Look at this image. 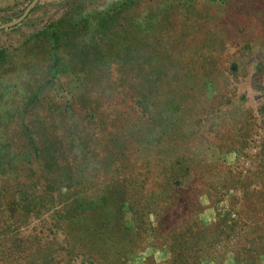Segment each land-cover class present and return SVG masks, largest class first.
<instances>
[{
  "label": "rangeland",
  "instance_id": "obj_1",
  "mask_svg": "<svg viewBox=\"0 0 264 264\" xmlns=\"http://www.w3.org/2000/svg\"><path fill=\"white\" fill-rule=\"evenodd\" d=\"M0 264H264V0H0Z\"/></svg>",
  "mask_w": 264,
  "mask_h": 264
},
{
  "label": "trees",
  "instance_id": "obj_2",
  "mask_svg": "<svg viewBox=\"0 0 264 264\" xmlns=\"http://www.w3.org/2000/svg\"><path fill=\"white\" fill-rule=\"evenodd\" d=\"M60 32H61V33H64V34H67V31L65 30V28L60 29ZM61 35H62V34H60L59 37H61Z\"/></svg>",
  "mask_w": 264,
  "mask_h": 264
}]
</instances>
